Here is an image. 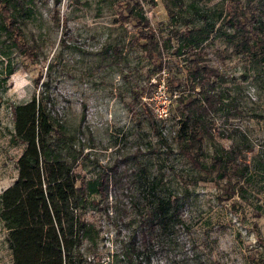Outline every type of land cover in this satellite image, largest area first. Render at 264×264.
I'll use <instances>...</instances> for the list:
<instances>
[{
    "label": "rangeland",
    "instance_id": "obj_1",
    "mask_svg": "<svg viewBox=\"0 0 264 264\" xmlns=\"http://www.w3.org/2000/svg\"><path fill=\"white\" fill-rule=\"evenodd\" d=\"M125 1L25 0L18 17L38 45L36 61L17 49L6 56L0 29V192L17 176L24 147L11 141V104L30 99L49 67L75 134L78 182L109 174L107 194L89 195L82 211L93 239H84L76 264H264V0H141L161 49L151 56L132 42L138 25L119 17ZM200 26L209 37L177 54V32ZM186 117L204 131L200 161L232 158L226 176L180 150ZM152 189L177 197L182 223L137 254L131 240ZM6 236L0 219V264H14Z\"/></svg>",
    "mask_w": 264,
    "mask_h": 264
},
{
    "label": "trees",
    "instance_id": "obj_2",
    "mask_svg": "<svg viewBox=\"0 0 264 264\" xmlns=\"http://www.w3.org/2000/svg\"><path fill=\"white\" fill-rule=\"evenodd\" d=\"M140 2L126 0L119 17L138 25L132 42L142 45L150 56L160 55L159 42ZM27 9L25 0H0V29L6 36V56L8 50L17 49L36 61L40 55L38 45L29 41L18 17L19 12L26 13ZM56 19L59 20L57 16ZM228 21L237 24L233 17ZM210 31L208 26H200L177 32L181 40L177 54L183 52L186 44L194 47L206 40ZM250 37H245L244 45H248ZM262 49L264 52V33ZM200 67L196 63L195 77ZM47 69V78L43 72L35 77L36 88L30 99L11 104L14 123L11 141L23 143L24 147L16 160L17 176L0 192V219L7 228L6 239L14 264H76L84 239H93V226L82 216V211L87 207L89 195L107 194L109 183L108 172L86 183L78 182L75 170L78 154L72 150L75 134L65 123L64 104L59 92L51 89L53 76L51 69ZM14 70L15 65L8 59L6 75ZM85 115L83 111L81 123ZM153 124L157 126L155 121ZM203 133L190 127V118L182 119L177 139L180 150L198 167L207 172L216 170L219 177L226 176L231 157L223 159L215 154L210 163L196 157L202 147ZM111 180L116 183L113 177ZM150 191L153 196L142 212L139 234L135 233L131 240V249L137 254L146 253L150 243L159 245L164 236L171 235L182 223L177 197L159 190Z\"/></svg>",
    "mask_w": 264,
    "mask_h": 264
},
{
    "label": "built area",
    "instance_id": "obj_3",
    "mask_svg": "<svg viewBox=\"0 0 264 264\" xmlns=\"http://www.w3.org/2000/svg\"><path fill=\"white\" fill-rule=\"evenodd\" d=\"M167 98V97H166ZM156 109H158L159 111V116L163 117V115H167V104L164 103L162 106H160L159 104L156 105Z\"/></svg>",
    "mask_w": 264,
    "mask_h": 264
}]
</instances>
